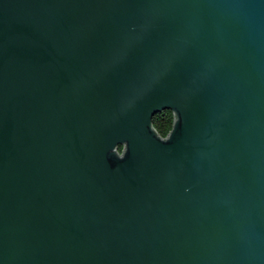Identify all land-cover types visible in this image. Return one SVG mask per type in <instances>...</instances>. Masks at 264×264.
<instances>
[{
    "label": "water",
    "instance_id": "95a60500",
    "mask_svg": "<svg viewBox=\"0 0 264 264\" xmlns=\"http://www.w3.org/2000/svg\"><path fill=\"white\" fill-rule=\"evenodd\" d=\"M0 264H264V0H0Z\"/></svg>",
    "mask_w": 264,
    "mask_h": 264
},
{
    "label": "trees",
    "instance_id": "16d2710c",
    "mask_svg": "<svg viewBox=\"0 0 264 264\" xmlns=\"http://www.w3.org/2000/svg\"><path fill=\"white\" fill-rule=\"evenodd\" d=\"M175 115L171 110H164L153 119V124L161 136H167L173 127Z\"/></svg>",
    "mask_w": 264,
    "mask_h": 264
},
{
    "label": "bare ground",
    "instance_id": "6f19581e",
    "mask_svg": "<svg viewBox=\"0 0 264 264\" xmlns=\"http://www.w3.org/2000/svg\"><path fill=\"white\" fill-rule=\"evenodd\" d=\"M163 137H165V136H163Z\"/></svg>",
    "mask_w": 264,
    "mask_h": 264
}]
</instances>
